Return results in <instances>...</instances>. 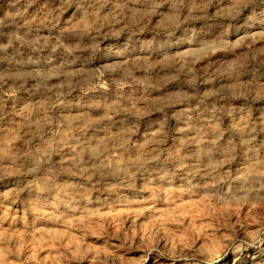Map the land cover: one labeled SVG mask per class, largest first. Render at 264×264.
I'll use <instances>...</instances> for the list:
<instances>
[{
    "label": "rangeland",
    "instance_id": "374dc122",
    "mask_svg": "<svg viewBox=\"0 0 264 264\" xmlns=\"http://www.w3.org/2000/svg\"><path fill=\"white\" fill-rule=\"evenodd\" d=\"M0 264H264V0H0Z\"/></svg>",
    "mask_w": 264,
    "mask_h": 264
},
{
    "label": "bare ground",
    "instance_id": "6f19581e",
    "mask_svg": "<svg viewBox=\"0 0 264 264\" xmlns=\"http://www.w3.org/2000/svg\"><path fill=\"white\" fill-rule=\"evenodd\" d=\"M236 201H237L238 203H240V204L245 205V201H243L242 198H237Z\"/></svg>",
    "mask_w": 264,
    "mask_h": 264
}]
</instances>
